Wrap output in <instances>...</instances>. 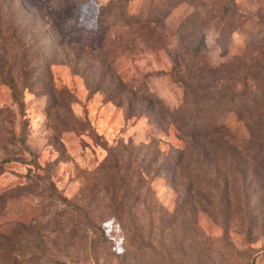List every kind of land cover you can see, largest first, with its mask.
Here are the masks:
<instances>
[{"label": "rangeland", "instance_id": "obj_1", "mask_svg": "<svg viewBox=\"0 0 264 264\" xmlns=\"http://www.w3.org/2000/svg\"><path fill=\"white\" fill-rule=\"evenodd\" d=\"M174 53L264 114V0H0V264H264V158L212 160L215 199L145 112L184 100ZM234 101L211 110L244 145Z\"/></svg>", "mask_w": 264, "mask_h": 264}, {"label": "trees", "instance_id": "obj_2", "mask_svg": "<svg viewBox=\"0 0 264 264\" xmlns=\"http://www.w3.org/2000/svg\"><path fill=\"white\" fill-rule=\"evenodd\" d=\"M199 52L194 50L191 53L193 60L199 57ZM172 55L173 73H178L181 77L179 81L185 90L184 100L177 110H170L162 102L152 100L153 102L145 108V112L153 110L155 116H158L163 122H165L166 116L169 117L179 138L185 143V149L178 152V158L170 160V167L176 168L181 159L188 156L196 166V172L191 171L190 174L196 173L195 175H198L203 182L204 188L217 199L220 194L222 195V191L219 174H217L218 169L215 170L211 167L212 160L221 164L223 173L228 178L245 172L241 162L243 158H264L262 148L264 144V114L259 110L263 100L252 96L247 99L240 98L241 103H236L234 98H229L226 101L230 86L225 85L227 77L220 69L208 67L206 64H198L195 67L193 62H185L179 57L180 53ZM243 69V63H239L236 67L239 73H242ZM252 71L256 72L257 70ZM224 87L228 89L225 90ZM189 95L196 98L197 102H190ZM149 101L150 99L146 98L144 100L145 103H150ZM233 101L236 104L235 110L238 112L240 120L251 132L250 141L244 145L240 143L234 145L226 141L229 135L228 128L224 126L221 118L211 110L215 106H226ZM192 104L195 105L192 107ZM251 108H253L252 111Z\"/></svg>", "mask_w": 264, "mask_h": 264}]
</instances>
